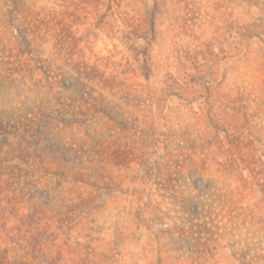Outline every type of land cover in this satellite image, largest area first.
<instances>
[{"label": "rangeland", "instance_id": "rangeland-1", "mask_svg": "<svg viewBox=\"0 0 264 264\" xmlns=\"http://www.w3.org/2000/svg\"><path fill=\"white\" fill-rule=\"evenodd\" d=\"M0 264H264V0H0Z\"/></svg>", "mask_w": 264, "mask_h": 264}]
</instances>
